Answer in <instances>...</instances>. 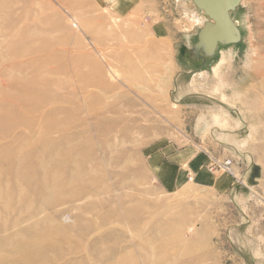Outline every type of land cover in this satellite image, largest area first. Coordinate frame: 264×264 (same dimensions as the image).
Returning <instances> with one entry per match:
<instances>
[{"label":"rangeland","instance_id":"1","mask_svg":"<svg viewBox=\"0 0 264 264\" xmlns=\"http://www.w3.org/2000/svg\"><path fill=\"white\" fill-rule=\"evenodd\" d=\"M184 2L157 0V7L134 8L125 16L103 7L102 3L100 6L97 3L94 5L90 0H0V5H5L6 9L14 3V13H19L22 19L25 17L27 20L24 26L39 32L56 48L59 45L61 47V42L64 45V53L60 54L58 49L56 54L41 55L42 58L35 65L44 81L57 82L62 87L71 82V88L75 91L63 89L62 99L76 96L77 102L86 106V94L81 88L83 83L77 72L90 74L83 57L87 51L96 59L98 69L104 76L94 91L103 96V105L116 109L106 113L105 117L114 119L121 115L119 121L137 118V125L147 128L145 132L135 128L121 130V137H125V134L128 138L123 141L117 138L120 142L115 156L123 153L118 162L102 157V168L94 169L89 165L98 177L97 185H101L104 180L103 184L107 188V192L92 199L93 205L105 199L109 203L108 210L125 214L129 210L145 207L147 214L138 231L140 238L152 235L153 228L161 231L163 225L171 228L173 224L182 223L183 227L178 233L171 230V235L160 238L169 240L170 244L156 245L155 263L161 260V252L167 251L170 258L164 260L166 264H187L189 259L194 260L193 264H258L247 248L233 243L231 235L233 229H238L243 235L248 233L258 240L261 252L257 257L262 256L261 261L264 262V112L257 97L261 91L259 81L251 68L255 57L253 49L256 45L260 47L256 37L264 36V26L258 29V24L264 22V0L242 1L245 5L240 6L234 15L240 30L239 43L221 47L205 65L197 62L192 64L186 52L193 49L198 33L209 20L194 0ZM186 8L197 11L199 16L191 17L185 11ZM17 20L19 22L17 16L0 15V30L3 25L8 31L9 25ZM8 36L0 34V56H12L0 59V137L4 139L0 141V148L15 137H5L2 130L21 126L17 130L19 132L23 126L27 127V120L36 119L38 115L22 111L15 117L17 122L22 120L19 124L7 121L3 116L4 107H19L7 101V97L18 93L14 86L21 79L31 80L36 70L34 66L17 69L16 72L14 69L11 82H8L7 87L2 86V81L9 79L5 70L11 69L15 61H20L13 55L24 47L11 42ZM229 49H233L231 69L236 73L235 77L231 76L233 82L227 80L216 92L213 91L214 85H211L210 90L204 89L202 85L207 83L204 73L209 74L220 62L221 51ZM258 50L262 51L260 48ZM178 64L183 67L180 68ZM184 71L190 74L185 76ZM181 78L188 84L194 80L198 87L196 94H184L177 100L175 84ZM26 85L31 94L36 95L35 87ZM41 92V97H50L49 91ZM20 97L26 99V89L20 92ZM207 97L210 100L207 101ZM210 101L211 104L212 101L229 103L226 106L236 119L228 117L215 124L221 130L219 135L213 131L196 129L198 116L203 112L194 105H209ZM68 105L61 103L63 110ZM49 109L40 111L47 114L46 117L49 116L47 123L62 121L60 117L49 115ZM66 116L67 113H64L62 117ZM38 128L40 130L37 121L34 131H38ZM163 149L173 152L189 149L194 151L195 158L203 154L207 158L211 157L203 169L209 180L200 179L199 173L186 168L187 180L182 186L170 190L164 187L153 172L149 160L155 152ZM228 160L233 164L230 167L236 172L237 179L232 176L233 188L224 189L218 182L224 177L229 178L230 174L220 169V165ZM33 192L29 194L33 195ZM175 204V209L166 210ZM77 208L76 203L47 210L42 216L45 226H77ZM93 217V213L85 214L86 221H93ZM66 218L70 221L64 222ZM111 225L124 235L126 241L131 243L137 238L131 224L115 222ZM77 232L73 229L75 235ZM101 233L105 234V231ZM93 235L95 232L87 238L86 245ZM67 246L73 247L74 244L62 245L66 249L69 248ZM127 248L133 251L135 262L140 264L134 245ZM75 252H79L76 258L78 262L87 253L95 257L92 249L89 252L86 249Z\"/></svg>","mask_w":264,"mask_h":264},{"label":"bare ground","instance_id":"2","mask_svg":"<svg viewBox=\"0 0 264 264\" xmlns=\"http://www.w3.org/2000/svg\"><path fill=\"white\" fill-rule=\"evenodd\" d=\"M10 1L14 2V0ZM195 1L197 2V0ZM242 5L244 6L245 2L241 3L240 6ZM0 6L1 16H17L19 18V22L17 20L9 25L8 31L2 25L0 34L9 35L11 42H17V44L24 46L20 50L21 52L13 55L16 60L19 59L20 61H15L11 69L5 70L7 71L5 74L9 79L3 80L2 86L7 87L8 82L10 83L12 80L14 69L16 72L17 69H28L32 66L36 68L35 65H37L38 59L42 58L41 55L56 54L58 49L61 54L66 50L62 42L61 47L59 45L56 48V46L54 47L45 40L46 37L39 32L24 26V21L27 20L25 17L22 19L19 13H14V3L9 4L6 9L5 5ZM119 10L120 12L126 11V9ZM185 11L193 18L199 16L195 10L186 8ZM263 26L264 22L258 24V29ZM256 38H258L260 47L256 45L253 49L252 53L255 57L251 68L255 72L256 80L259 81L258 86L261 91L257 93V97L260 108L264 112V36L258 35ZM258 48L262 51L260 52ZM232 51L233 49L221 51L220 62L212 68L213 70L209 74L204 73L207 82L202 85L204 89L210 90L211 85H214L215 89L213 91L216 92L215 90L218 91L222 88L227 80L233 82L231 76L235 77L236 73L233 68V70L231 69ZM11 57V55L6 56L4 54L0 56V59L5 60ZM83 57L86 60L85 65L90 74L82 75L77 72V76L83 83L80 87L86 94V106L79 104L76 96L62 99L61 92L63 89L70 88L71 91H75L74 88H71L73 86L71 82L62 87L60 83L49 82V80L44 81L38 68L34 71L31 80L21 79L18 85L14 86V89L18 92L17 94L14 93L12 97H7L9 103L19 107L9 109L4 107L6 110L3 114L5 120L17 122L15 117L22 111H25V114L38 113V115L36 119L27 120V127L23 126L19 132L17 130L21 126L2 130V135L5 137L11 135H15V137L11 141L7 140L5 145L0 148V156L6 153L4 157L0 158V264H47L48 262L51 264H138L135 262L133 251L127 248L129 245H134L135 250H137L140 264H166L164 260L170 258L167 251L161 252V260L157 263L153 262L157 252L156 245L163 243L165 246H169V240L160 238L171 235L172 231L178 233L183 227L182 223L173 224L171 228L163 225L161 231L153 228L152 235L140 238L138 231L143 222L142 219L147 214L145 207L129 210L125 214L108 210L109 203L105 199L93 205L92 199L99 197L105 191L107 192V188L103 184L104 180H102L101 185H97L99 182L98 177L96 174L94 175V171L89 168V165L91 164L94 169L102 168L103 162L100 160L102 157L118 162L117 160L123 154L119 153L115 156L116 149L119 148L118 143L120 140L123 141L128 138L125 134V137H121V130L128 131L135 128L145 132L147 128L137 125V118L132 117V120L123 119V121H119L121 115L114 119L105 117L106 113L114 112L116 109L103 105V96L94 91L101 84L102 77H104L103 73L98 69V62L93 55L86 51L83 53ZM178 66L183 67L180 64ZM184 74L188 76L190 73L184 71ZM184 80L181 78L175 84L177 85L175 87L176 92H178L177 100L181 99L184 94V96L196 94L198 86L195 81L192 80L188 84ZM26 84L35 87L36 95L31 94ZM258 86H256L257 89ZM23 89H26V99L20 97V92ZM44 90L49 91L50 97L40 96L43 95L41 91ZM206 99L207 101L210 100L208 97ZM62 100L65 102H62ZM212 102L213 104L210 101L209 105H194L196 109H201L203 112L202 115L198 116L196 129L213 131V133L219 135L221 130L215 124L219 123L220 120H226L228 117L235 121L236 119L226 106L229 103ZM61 103H69V105L63 110ZM195 103L197 102L195 101ZM48 107H50L48 114L56 118L60 117L62 121L57 123L49 121L47 123L49 116L46 117L47 114L40 113V111ZM64 113H67L66 117H62ZM142 118L143 116H141ZM21 121L19 119V122ZM37 121L40 130L38 128V131H34ZM117 138L120 140L118 141ZM1 140L4 139L0 137ZM38 188L40 190L36 191ZM31 191L36 192L31 195L29 194ZM83 201L85 202L82 203ZM76 203L79 212L75 217L77 226L65 227L59 224L52 227L45 226L44 217L42 216L47 210L54 209L56 206H73ZM176 206L177 204L171 205L166 210L170 211L175 209ZM86 213H93L95 219L86 221ZM69 221L67 218L64 219V222ZM115 222L123 225L131 224L130 226H133L136 231L137 241L136 239L131 243L126 241L121 232L113 229L114 226L111 224ZM46 224L48 223L46 222ZM73 229L78 230L77 235L73 233ZM103 231H105V234L101 233ZM94 232V237L86 245L85 241ZM231 239L235 245L247 248L246 250L254 256L258 264H264L261 261L263 257H257V254L261 252L258 240L248 233L243 235L238 229L232 230ZM69 243H73L74 246H67L69 247L67 249L62 247V245H68ZM81 249H86L88 252L92 249L95 257H90L87 253L86 257L78 262L76 258L79 252H75V250L81 251ZM189 260L187 264H193L194 260ZM59 261L62 263H59Z\"/></svg>","mask_w":264,"mask_h":264},{"label":"crops","instance_id":"3","mask_svg":"<svg viewBox=\"0 0 264 264\" xmlns=\"http://www.w3.org/2000/svg\"><path fill=\"white\" fill-rule=\"evenodd\" d=\"M94 5L101 4L105 8L115 10L120 15L130 13L134 8H149L157 7V0H90ZM119 9H126L125 12H120ZM128 11V12H127ZM192 150L186 149L182 152H173L163 149L157 151L154 155L149 157L150 165L161 181L162 185L166 188L174 189L182 186L187 180V169H192L196 174L199 173L200 179L208 181L207 173L203 170L209 163L211 157L207 158L205 154L195 158ZM201 171V172H199ZM233 177L229 175V178L224 177L219 180V186L221 188H233Z\"/></svg>","mask_w":264,"mask_h":264},{"label":"water","instance_id":"4","mask_svg":"<svg viewBox=\"0 0 264 264\" xmlns=\"http://www.w3.org/2000/svg\"><path fill=\"white\" fill-rule=\"evenodd\" d=\"M244 0H197V7L202 10L208 22L200 30L197 42L186 55L188 61L205 65L221 47L237 44L240 30L234 15Z\"/></svg>","mask_w":264,"mask_h":264},{"label":"built area","instance_id":"5","mask_svg":"<svg viewBox=\"0 0 264 264\" xmlns=\"http://www.w3.org/2000/svg\"><path fill=\"white\" fill-rule=\"evenodd\" d=\"M232 164L231 160L228 162H225V164L220 165V169H224L226 173H229L231 176H233L235 179H237L236 172L232 171V168L230 167ZM214 168V167H213Z\"/></svg>","mask_w":264,"mask_h":264}]
</instances>
